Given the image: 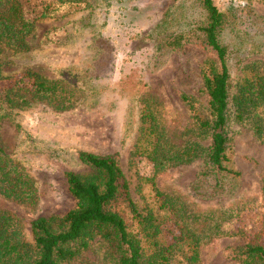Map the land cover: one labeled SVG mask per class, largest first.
<instances>
[{
  "label": "rangeland",
  "instance_id": "374dc122",
  "mask_svg": "<svg viewBox=\"0 0 264 264\" xmlns=\"http://www.w3.org/2000/svg\"><path fill=\"white\" fill-rule=\"evenodd\" d=\"M21 1L27 17L36 20L28 39L37 52L36 61L22 60V65L29 66L14 61L3 68V74L14 78L30 69L54 79L61 73L75 76L82 68H90L96 93L79 94L82 97L65 111L56 110L49 102H38L20 111L23 130L38 144L35 150L18 154L30 160L38 200L27 205L0 196V208L21 218L27 228L39 217L64 216L76 205L66 172L73 169L83 176L88 173L75 160L69 161L70 155L86 151L117 158L128 192L121 182L115 209L130 231L141 234L139 216L152 213L165 217L160 207L167 200L187 215L200 216L192 226L202 237L200 260L192 263L186 247L176 248L171 264H240L239 252L251 236L259 234L264 245V136L256 134L254 118L231 124L233 166L241 177L236 189L220 198L209 200L192 191L199 159L156 172L154 164L137 149L145 100L170 146H181L195 138L203 145L208 143V139L197 136L193 106L184 97L194 98L195 107L208 115L202 71L214 57L189 44L171 52L160 47L166 36L186 28L194 16L191 1L131 0L127 7L137 6L138 13L120 18L111 15L106 23L99 11L91 15L94 0L62 4L56 0ZM214 3L225 14L246 8L253 12L255 22L245 23L241 17L235 34L228 38H252L247 42V57L241 56L245 69L234 71L237 93L245 72L248 75L255 67L264 70V54L252 55L257 51L253 42L260 43L264 38V0ZM44 12L47 17L41 18ZM98 33L105 47L100 46L101 41L91 40ZM91 44H99L101 52L95 54ZM5 85L1 83L0 91ZM257 113L264 116V109L259 108ZM11 117L0 122V143L14 154L19 131L15 115ZM162 236L172 242L178 238L179 228L170 222ZM106 253V246L96 241L81 257L66 264H103Z\"/></svg>",
  "mask_w": 264,
  "mask_h": 264
},
{
  "label": "trees",
  "instance_id": "16d2710c",
  "mask_svg": "<svg viewBox=\"0 0 264 264\" xmlns=\"http://www.w3.org/2000/svg\"><path fill=\"white\" fill-rule=\"evenodd\" d=\"M56 1L61 4L75 2ZM128 1L131 0H94L91 15L99 11L105 23L111 15L119 18L121 15L134 16L139 9L137 6L127 7ZM188 1L192 3L194 16L185 29L165 35L160 47L171 52L189 44L210 52L214 57L202 71L208 115H203L195 107L194 98L184 97L193 106L191 111L197 136L208 139V143L203 145L195 138L181 146H170L145 100L138 124L137 149L154 164L156 172L199 159L201 164L192 191L210 200L232 193L241 177L233 166L231 124L254 118L256 134L264 136V116L257 113L259 108L264 109V70L255 67L248 75L245 72L237 93L234 91V71L245 69L241 56L247 57L250 51L247 42L252 38H237L235 41L228 38L229 34H235L241 17L245 23L255 22L252 10L235 9L225 14L214 0ZM40 17H47V13ZM35 22L27 17L21 0H0V85L6 84V88L0 91V122L15 115L19 131L14 154L0 143V196L27 205L37 202L38 188L30 160L18 154L35 150L38 144L23 130L20 111L38 102H49L56 110L65 111L73 106L74 100L82 97L79 94L96 93L90 68H82L75 76L71 72L61 73L54 79L30 69L14 78L3 74V68L14 61L21 65L22 60L36 61L34 55L37 52L28 40L34 32ZM246 35L250 37L249 33ZM91 40L96 43L99 40L100 46L105 47L102 34H93ZM252 45L259 52L252 55L264 54V38ZM91 47L95 54L101 52L99 44H91ZM70 156L69 161L75 160L88 170L86 176L73 169L65 174L69 191L76 201L75 207L62 217H39L28 228L21 218L0 208V264H66L81 257L96 241L107 248L103 264H171L176 248L182 250L185 247L192 263L200 260L202 237L192 228L200 216L187 215L167 200L160 207L165 217L159 218L152 213L139 216L141 234L134 233L115 209L120 184L124 180L117 158L86 151ZM122 185L127 193V184L123 182ZM170 222L179 228V236L172 242L162 236ZM215 229L219 231L220 226L216 225ZM238 257L240 264H264V245L259 234L249 238Z\"/></svg>",
  "mask_w": 264,
  "mask_h": 264
}]
</instances>
